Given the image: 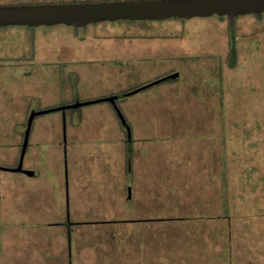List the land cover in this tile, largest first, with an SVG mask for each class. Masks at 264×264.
Listing matches in <instances>:
<instances>
[{"label": "rangeland", "instance_id": "1", "mask_svg": "<svg viewBox=\"0 0 264 264\" xmlns=\"http://www.w3.org/2000/svg\"><path fill=\"white\" fill-rule=\"evenodd\" d=\"M70 1L83 0L0 4ZM3 51L64 58L0 64V165L7 167L20 155L28 118L24 103L42 110L48 97L58 107L126 93L173 72L179 76L117 99L133 141L142 137L152 144L148 156L140 154L131 163V171L125 155L105 160L99 139L88 142L93 144L88 161L75 163L64 140L57 150L46 145V151L30 158L36 177L1 170L0 230L16 228L18 213L29 208V198L18 195L29 189L24 180L32 178L45 198L43 209H34L40 224L30 225L44 232L54 227L47 223L55 214L50 189L69 209L76 181L84 186L80 197L90 218L73 222L91 230L85 244L83 236L77 238L76 249L92 264H264V12L239 15L234 25L211 15L0 26ZM72 55L76 58L66 59ZM41 69L59 70L63 85L57 94L22 91V75ZM104 103L109 102L66 110L82 117ZM67 126L66 117L65 134ZM121 208H137L156 219L92 218L115 216Z\"/></svg>", "mask_w": 264, "mask_h": 264}, {"label": "crops", "instance_id": "2", "mask_svg": "<svg viewBox=\"0 0 264 264\" xmlns=\"http://www.w3.org/2000/svg\"><path fill=\"white\" fill-rule=\"evenodd\" d=\"M75 59V55L67 57L66 59ZM47 60V61H59L64 60L63 57H60L57 54H42L41 52H12V51H3L0 52V64L8 66L10 62L13 61H22V60ZM21 64V63H20ZM39 70L34 75L29 72L28 74L22 75V78L19 79L20 86H24L22 91H27L29 94L39 93V96H42L43 91L57 94L60 86L59 80V70L55 69L50 70ZM11 82V80H8ZM2 82V81H0ZM55 84V87L53 88ZM66 89L68 91L72 90V82L68 80L66 82ZM50 89V90H49ZM14 90V89H12ZM21 91V90H14ZM98 95H103L99 93ZM107 95V94H104ZM103 95V96H104ZM50 97L44 99L41 102L40 108H52L56 106L55 102ZM24 115H29L30 111L37 109L34 106L30 107L29 103L23 104ZM11 105L7 106L6 109L10 110ZM53 112V111H52ZM49 113V112H47ZM45 113V114H47ZM43 115V114H41ZM67 117L68 126L66 134L63 131L62 125ZM40 116V115H38ZM35 122V126L30 133L29 144L27 153H29V160L25 162L24 159V171L26 175H32L28 172H31L29 167H32L33 163L30 159L34 156H39L43 153V150L46 151V145L55 146L56 150L58 147L62 146V143L65 140L66 146L70 151V158H73L75 163L80 161L82 158L89 160V157L93 154V144L88 143L91 141H96L99 139V150L101 149V155H104L105 160H108L109 157L116 155L118 157H124L125 161L128 156V149L131 148V163L135 164L137 158L141 155H149L150 146L149 139L142 137H134L132 139V134L128 137V132H125L122 126V122L119 119L117 112L113 105L109 103H104L101 107L96 109L86 110L82 117L75 116L74 113H69L67 110H60L59 114H49L46 117H40ZM34 119V120H35ZM25 119L21 121L24 123ZM20 122V123H21ZM153 122V121H151ZM34 123V121H33ZM149 123V121L147 122ZM25 134V133H24ZM24 134L21 138V147L24 139ZM66 137V139H64ZM131 138V142L128 139ZM143 142H138L137 140H143ZM86 142V143H85ZM148 143V144H147ZM92 144V146H91ZM129 146V147H128ZM48 150V149H47ZM53 151V149H49ZM21 151V150H20ZM26 157V155H25ZM112 159V158H110ZM139 161V159H138ZM132 164L129 166V171L132 170ZM37 173V171H33ZM33 175V177H36ZM26 185L28 191L24 190L18 195L20 197L29 198L28 209H21V212L18 213L16 218V228L7 229L3 228L0 230V264H92L90 260H86L84 256L79 254L77 247V238L83 236L82 242H86L85 238L90 237L91 230L86 231L85 228L75 227L73 221H82L86 218L89 208L83 206L84 200L81 199L82 190L84 186L80 187V184L75 181L73 198L71 200V206L66 208L61 195L53 196L52 203L54 206L51 212L55 213L53 215V222H47L49 225H53L52 229L46 228V232L39 229H34L32 225H39L40 219L37 218L35 214V208L40 207L43 209L45 204V198L43 194L39 195V192L32 181V178L23 181ZM25 185V187H26ZM86 186V185H85ZM24 189V186L22 187ZM79 188V189H78ZM110 189L112 187H109ZM49 189V188H47ZM88 189H90L88 187ZM87 189V191H88ZM107 190V188H102L101 190ZM37 190V191H36ZM30 192V194H25ZM44 193V191H43ZM104 193V192H103ZM24 194V195H22ZM90 194V191H89ZM104 194L108 195V192ZM22 195V196H21ZM105 195V196H106ZM120 200V199H119ZM102 202V201H101ZM104 203L107 202L104 200ZM123 204V201L121 202ZM27 210V211H26ZM38 213V212H36ZM75 215L74 217H72ZM119 216V217H118ZM118 220H152L156 217L145 215L144 212L138 211L137 208L132 210L131 208H126L125 211L121 208L120 212H115V216L112 215H100L97 217H92L93 219H117ZM69 218L72 219V222H69ZM90 218V217H87ZM43 224V223H41ZM46 223H44L45 225ZM74 224V227L72 226ZM31 225V226H30ZM48 225V224H47ZM85 244V243H84ZM49 245V246H47ZM104 262H99L102 264ZM94 264V263H93Z\"/></svg>", "mask_w": 264, "mask_h": 264}, {"label": "water", "instance_id": "3", "mask_svg": "<svg viewBox=\"0 0 264 264\" xmlns=\"http://www.w3.org/2000/svg\"><path fill=\"white\" fill-rule=\"evenodd\" d=\"M260 12H264V0H83L56 3L0 4V26H51L57 24L84 26L106 20H162L172 17L190 19L211 15H225L229 23L234 25L237 16ZM178 76L179 72H173L126 93L109 95L94 100L77 101L73 104L42 110H32L27 118L18 165L12 167L0 165V171L22 172L25 170L23 167L24 159L28 149L31 128L36 116L47 112L65 111L68 108H77L86 104L107 101L115 108L130 137L131 127L119 108L117 99L162 81L173 80ZM28 173L37 174L33 171Z\"/></svg>", "mask_w": 264, "mask_h": 264}, {"label": "trees", "instance_id": "4", "mask_svg": "<svg viewBox=\"0 0 264 264\" xmlns=\"http://www.w3.org/2000/svg\"><path fill=\"white\" fill-rule=\"evenodd\" d=\"M263 12H260V13H255V15L256 16H259V15H261ZM220 17H227V16H225V15H222V16H220ZM238 18V16L236 17V19ZM183 19V18H182ZM230 24V23H229ZM231 25V24H230ZM131 140V138L130 139H128V141L129 142H131L130 141ZM129 147V146H128ZM129 151H128V156H127V164H128V166H130V164H131V157H132V153H131V148L129 147V149H128Z\"/></svg>", "mask_w": 264, "mask_h": 264}, {"label": "flooded vegetation", "instance_id": "5", "mask_svg": "<svg viewBox=\"0 0 264 264\" xmlns=\"http://www.w3.org/2000/svg\"><path fill=\"white\" fill-rule=\"evenodd\" d=\"M18 162H19V158H18V161L15 163V165H14V166H17V165H18Z\"/></svg>", "mask_w": 264, "mask_h": 264}]
</instances>
